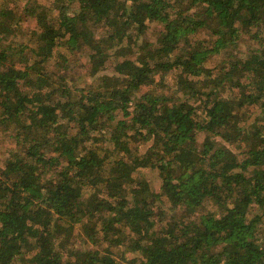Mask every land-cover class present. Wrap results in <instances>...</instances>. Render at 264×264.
Wrapping results in <instances>:
<instances>
[{
    "label": "trees",
    "instance_id": "obj_1",
    "mask_svg": "<svg viewBox=\"0 0 264 264\" xmlns=\"http://www.w3.org/2000/svg\"><path fill=\"white\" fill-rule=\"evenodd\" d=\"M17 9L0 4V264H264V0Z\"/></svg>",
    "mask_w": 264,
    "mask_h": 264
},
{
    "label": "rangeland",
    "instance_id": "obj_2",
    "mask_svg": "<svg viewBox=\"0 0 264 264\" xmlns=\"http://www.w3.org/2000/svg\"><path fill=\"white\" fill-rule=\"evenodd\" d=\"M38 1L40 3L46 4V5L51 4V0H38ZM25 2H26V0H15V4H16V6H18L17 10H21ZM1 3H2V0H0V4ZM35 25H36V22H35V19L33 17H29V16L22 17V19L19 21V27H18L19 31L16 34L15 42L20 41V42L30 44L31 42H26V40L28 38L29 32L33 28H35ZM149 35H150V33L147 34V36H149ZM243 36H244V38L240 41L237 50L233 49V51L235 53L240 54L242 52L245 54L247 52L249 46H251V42H249V44H247V42H248L246 39L247 35H243ZM221 58H222V54H214L213 57L208 60V62H207L208 66L214 67V66L218 65ZM83 59H85V57ZM80 62H81L80 63L81 67H79V72L85 74L86 70H87L86 65H85V60H81ZM104 72L111 73L112 72L111 67H107V69L104 70ZM167 79L169 80V82H172L171 76H167ZM203 137H204V134L199 133V135H197L198 141L202 142ZM13 146L14 145H13V141L11 138L3 136V135L0 136V168L3 165L5 158L8 156L9 150ZM144 150H145V146H141L140 151L143 152ZM142 175L146 179H148L150 186L153 190H154V188L158 189V187L160 185V177L158 175L157 170H149V169L143 170ZM207 208L211 209V204L207 203ZM79 242H81V241L79 240V238H77V245H79ZM87 244L89 245L90 243L87 242ZM105 245H106L105 243L102 244L103 247ZM115 248H117V247H115ZM115 252H116L118 257H121V256L129 257L130 256L129 254H127L126 252L123 251V248H120V247L115 249ZM14 264H21V263L17 261Z\"/></svg>",
    "mask_w": 264,
    "mask_h": 264
}]
</instances>
